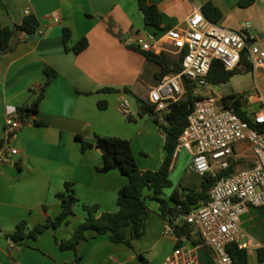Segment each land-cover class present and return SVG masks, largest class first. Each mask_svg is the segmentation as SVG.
Instances as JSON below:
<instances>
[{"label":"crops","instance_id":"0c3cea01","mask_svg":"<svg viewBox=\"0 0 264 264\" xmlns=\"http://www.w3.org/2000/svg\"><path fill=\"white\" fill-rule=\"evenodd\" d=\"M208 1L149 0L163 16L161 30L145 24L139 0H1L2 27L20 26L26 16L34 15L41 33L31 37L20 33L13 50L0 52V146L8 137L7 111L31 106L43 91L44 97L38 111L25 117L23 127L9 141L19 153L8 163L0 162V264H163L174 252L178 237L174 231L166 232L168 220L161 215L159 203L150 199L153 213L146 233L132 240V246L114 243L108 234L81 241L77 252L62 250L59 242L69 239L85 220L83 205H98L105 212L118 210V192L128 179L118 169L99 171L104 158L95 146L97 136L130 140L142 170H158L167 154L158 124L150 115L140 116L133 95L136 102L131 104L130 116L134 120L129 121L120 109L124 93L101 91L129 88L148 99L160 81L158 65L131 49L126 39L153 38V51L177 60L181 52L168 33L185 27L187 18ZM212 1L224 13L221 25L247 34L252 43L264 44V0H255L249 7H239L240 0ZM249 23L252 28L247 30ZM65 29L71 32V47L82 38L88 40V47L79 54L67 52ZM46 67L58 76L44 90ZM77 136L94 146L82 151ZM191 159L186 150L175 156L170 175L179 171V179L162 196L171 207L176 206L170 200L174 192L184 201L188 193L201 189V176L192 170ZM66 183L72 184L79 199L69 224L11 247L9 234L22 220L32 229L61 214L62 202L56 195L66 190ZM145 195L152 192L147 190ZM176 222L180 224L179 218ZM241 224L256 240L249 247L250 264H264L256 255L264 247V210L249 208ZM199 239L194 229L191 238L181 241L194 250L199 264H216L211 248L193 243Z\"/></svg>","mask_w":264,"mask_h":264},{"label":"built area","instance_id":"2783aa9c","mask_svg":"<svg viewBox=\"0 0 264 264\" xmlns=\"http://www.w3.org/2000/svg\"><path fill=\"white\" fill-rule=\"evenodd\" d=\"M251 28L249 23L245 29ZM168 36L180 52L185 51L182 71L164 76L150 90L149 100L157 104V111H166L172 101L184 95V77L196 84L197 99L180 136L176 155L183 150L191 152L192 170L199 176L211 174L217 178L210 190V200L181 214L179 220L193 225L202 246L213 250L216 264H235L229 247L237 244L240 248H249L256 241L243 229L242 216L249 208L264 210V85L256 80L254 88L245 91L244 110L250 118L248 122L219 104L220 86L212 84L208 78L215 61H220L227 71H234L247 58L252 73L259 79V75H264V44L252 43L247 34L210 20L201 9L187 18L185 27L170 31ZM152 39L130 36L126 43L149 51L154 49ZM205 91L211 94L205 95ZM130 107V100L124 97L120 106L122 113L129 116ZM23 125L19 110L9 109L6 113L8 137L0 146V162L8 163L19 153L9 141ZM244 161L251 164H241L236 172L218 177L217 172ZM166 232H173L169 223ZM163 264L199 263L194 250L182 243Z\"/></svg>","mask_w":264,"mask_h":264},{"label":"trees","instance_id":"16d2710c","mask_svg":"<svg viewBox=\"0 0 264 264\" xmlns=\"http://www.w3.org/2000/svg\"><path fill=\"white\" fill-rule=\"evenodd\" d=\"M255 0H240L239 7H249ZM1 6V0H0ZM139 6L144 16L146 25L163 29V16L158 7L150 3L149 0H139ZM203 13L212 21L220 23L224 17L223 11L211 0L202 7ZM39 31V21L34 15L26 16L24 22L20 26L14 28L2 27L0 23V52L6 53L14 49V43L18 34L25 33L28 37L34 36ZM71 32L68 29L64 31V47L67 52L79 54L84 51L89 42L86 38H82L74 46H70ZM131 49L142 53L147 61L158 65L160 71L157 78L161 80L169 74H177L182 71V60L185 51H182L177 60L171 59L165 52L153 50H143L137 46H129ZM252 72V66L247 58H244L240 66L234 71H227L220 61H215L209 74V81L214 85L227 83L239 72ZM47 82L45 88L58 76V72L46 67ZM183 85L185 88L184 95L177 101H172L167 110L164 112L157 111V104L152 103L149 98L143 99L133 94L131 89L123 90L115 88H104L102 92L109 93H129L133 95L140 108V116L150 115L158 124L160 131L165 136L166 157L158 170H142L136 161L132 144L130 140L117 136H97L95 146L101 150L104 158V164L99 171L108 172L112 169H118L128 179L118 192L116 212L101 211L98 205H83L86 213L85 220L79 224L69 239L59 242L62 250H72L77 252L78 245L81 241L87 240L100 235L108 234L114 243H124L132 246V240L142 237L146 233L148 220L153 211L149 207L147 200H154L159 203L161 215L168 220L172 226L175 235L178 237V244H182L183 237L191 238L194 227L188 223H177L176 219L181 214L190 212L198 206L200 201L208 202L210 200V190L213 187L216 177L211 174L201 176V189L188 193L186 200L182 201L177 198L174 192L170 200L174 202L175 207L169 205L168 200L163 198L165 190L172 187L170 174L173 162L176 156V148L179 144L180 136L187 126L188 115L192 112L195 100L194 95L196 84L190 79L184 77ZM243 93L232 92L220 98L219 104L224 108L235 111L244 120L250 122L247 112L244 110L246 101ZM44 97V91L35 99L31 106H23L19 108L22 119L35 113L39 109V105ZM105 107V104H100ZM129 121H133L132 116H127ZM81 144V150L86 151L94 146L93 143L86 141L83 137L77 136ZM242 165L247 166L251 162H236L227 170L217 172L218 177L228 176L236 172ZM152 192L151 196H146L145 192ZM62 202V212L55 218H48L45 223L38 224L32 229L28 228V221L22 220L18 223L15 231L9 234V238L14 245H20L28 239H37L47 229H57L63 224H69L70 218L75 214V206L79 199L72 188L71 183H66V190L56 195ZM194 244H203L201 238L194 240ZM209 250L207 246H204ZM229 251L233 257L235 264H250V249L240 248L237 244H232ZM257 260L264 262V247H259L256 251Z\"/></svg>","mask_w":264,"mask_h":264},{"label":"rangeland","instance_id":"374dc122","mask_svg":"<svg viewBox=\"0 0 264 264\" xmlns=\"http://www.w3.org/2000/svg\"><path fill=\"white\" fill-rule=\"evenodd\" d=\"M256 80L261 85H264V75H262L261 78L257 79L253 73H249L247 71H242V72L236 73L230 79V81H228L227 83H223V84L220 85L218 96L219 97H222V96L228 95V94H230L232 92L240 93V92H243V91L252 90V88H254V86L256 84ZM203 93L205 95H209V94H211V91H208V92L205 91ZM161 134L164 136V133H163L162 130H161ZM164 138H165V136H164ZM189 159L190 158L188 157V160ZM179 174H180V172L178 171L176 173H173V175H170V179H171V181L173 183H177L178 182ZM181 189L182 188H179L180 192H182ZM252 257L253 258L254 257L256 258V255L254 254Z\"/></svg>","mask_w":264,"mask_h":264},{"label":"water","instance_id":"95a60500","mask_svg":"<svg viewBox=\"0 0 264 264\" xmlns=\"http://www.w3.org/2000/svg\"><path fill=\"white\" fill-rule=\"evenodd\" d=\"M216 89L218 90V88H216ZM124 95L126 98H128L130 100L131 104H133V105L135 104L136 100L132 95H130L129 93H124Z\"/></svg>","mask_w":264,"mask_h":264}]
</instances>
